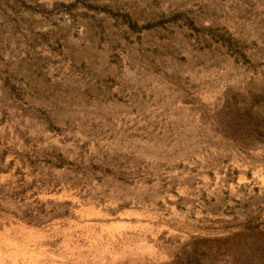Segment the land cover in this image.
<instances>
[{
	"label": "rangeland",
	"instance_id": "1",
	"mask_svg": "<svg viewBox=\"0 0 264 264\" xmlns=\"http://www.w3.org/2000/svg\"><path fill=\"white\" fill-rule=\"evenodd\" d=\"M0 264H264V0H0Z\"/></svg>",
	"mask_w": 264,
	"mask_h": 264
}]
</instances>
